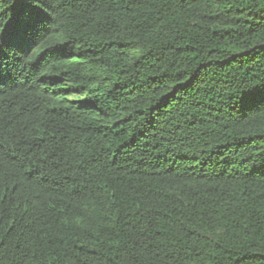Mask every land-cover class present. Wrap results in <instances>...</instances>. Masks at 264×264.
Instances as JSON below:
<instances>
[{
    "label": "trees",
    "instance_id": "trees-1",
    "mask_svg": "<svg viewBox=\"0 0 264 264\" xmlns=\"http://www.w3.org/2000/svg\"><path fill=\"white\" fill-rule=\"evenodd\" d=\"M0 264H264V0H0Z\"/></svg>",
    "mask_w": 264,
    "mask_h": 264
}]
</instances>
